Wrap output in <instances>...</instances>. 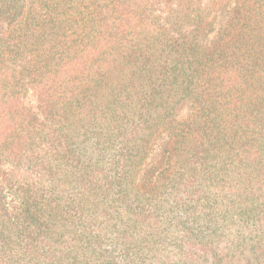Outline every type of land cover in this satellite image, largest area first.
<instances>
[{
    "label": "trees",
    "instance_id": "16d2710c",
    "mask_svg": "<svg viewBox=\"0 0 264 264\" xmlns=\"http://www.w3.org/2000/svg\"><path fill=\"white\" fill-rule=\"evenodd\" d=\"M2 24L0 264H264V0Z\"/></svg>",
    "mask_w": 264,
    "mask_h": 264
},
{
    "label": "rangeland",
    "instance_id": "374dc122",
    "mask_svg": "<svg viewBox=\"0 0 264 264\" xmlns=\"http://www.w3.org/2000/svg\"><path fill=\"white\" fill-rule=\"evenodd\" d=\"M5 28H6V26H5L4 24L0 25V32H3V30H4ZM186 113H187V111H184L183 114H182V116L185 115ZM157 152H159V150H158ZM157 152H156V153H157Z\"/></svg>",
    "mask_w": 264,
    "mask_h": 264
}]
</instances>
